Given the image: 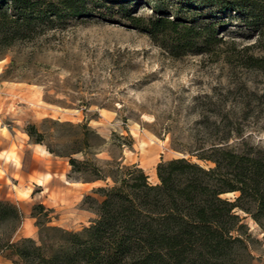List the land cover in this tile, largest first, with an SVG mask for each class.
<instances>
[{
  "label": "rangeland",
  "instance_id": "rangeland-1",
  "mask_svg": "<svg viewBox=\"0 0 264 264\" xmlns=\"http://www.w3.org/2000/svg\"><path fill=\"white\" fill-rule=\"evenodd\" d=\"M101 12L106 16L62 14L60 20H47L35 36L0 57V147L7 137L16 138L24 149L19 163L36 169L38 161L26 146L34 143L23 132L33 124L44 135L43 144L33 148L39 156L46 152L47 172L54 173L43 190L32 188L24 208L0 199L21 214L19 221L0 222V247L9 238L13 244L25 237L39 244V233L48 242L61 234L45 227L79 232L97 218L92 200L102 197L94 190L108 187L111 179L85 182L92 176L77 173L68 177V158L46 149L58 154L83 149L77 125L89 127L90 149L72 153L73 158L95 163L105 175H115L117 165H136L152 185L158 183L160 162L184 157L213 167L191 156L213 144L251 150L264 159V75L239 61L252 41L232 37L226 24L218 35L222 41L207 52L174 57L146 33ZM137 14L151 12L142 7ZM5 192L0 187V196ZM237 196L222 195L230 201ZM39 205L44 210L34 209ZM247 206L251 213L235 210L239 241L223 255L188 251L167 256L165 264H264V215L255 218L254 205ZM0 264L23 263L12 248H0Z\"/></svg>",
  "mask_w": 264,
  "mask_h": 264
},
{
  "label": "trees",
  "instance_id": "trees-1",
  "mask_svg": "<svg viewBox=\"0 0 264 264\" xmlns=\"http://www.w3.org/2000/svg\"><path fill=\"white\" fill-rule=\"evenodd\" d=\"M142 7L151 14H137ZM104 10L146 33L174 57L207 52L222 41L218 35L228 24L229 35L252 41L241 51L240 65L264 75V0H141L138 4L135 0H0V57L17 42L35 36L47 20H60L62 14L105 17ZM226 17L230 22H225ZM76 128L81 130L83 149L58 154L46 146L47 151L68 158V177L85 174L92 176L85 182L109 178L112 184L94 190L102 197L99 202L92 200L97 218L81 231L48 226L43 230L61 235L47 242L39 233V244L27 237L14 244L10 238L3 241L0 248H12L23 264H165L167 256L188 251L217 258L239 241L234 236L240 222L235 210L251 213L247 206L251 204L255 218L264 215V159L251 150L213 144L191 153L212 163L210 168L184 157L160 162L158 183L152 185L136 165H117L115 175H105L95 163L73 158L72 153L90 149L89 127ZM23 132L32 143L43 144L44 135L35 125L28 124ZM232 192H238L234 201L222 197ZM36 208L44 210L40 205ZM20 218L14 205L0 201V222Z\"/></svg>",
  "mask_w": 264,
  "mask_h": 264
},
{
  "label": "crops",
  "instance_id": "crops-1",
  "mask_svg": "<svg viewBox=\"0 0 264 264\" xmlns=\"http://www.w3.org/2000/svg\"><path fill=\"white\" fill-rule=\"evenodd\" d=\"M26 146L31 148V157L38 161L36 169L28 170L19 163V156L23 155L24 149L17 143L16 138L7 137L5 147H0V187L6 189L5 194L1 195L0 199L12 201L21 208H24L27 200L32 198V188L37 187L43 190L45 183L52 181L54 174L47 172L49 167L45 166L48 158L46 152L44 151L45 156H39L33 148L36 146L35 144H26ZM13 179L14 182L12 183Z\"/></svg>",
  "mask_w": 264,
  "mask_h": 264
}]
</instances>
